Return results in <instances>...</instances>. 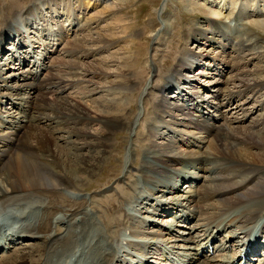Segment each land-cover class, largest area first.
Wrapping results in <instances>:
<instances>
[{"label": "bare ground", "instance_id": "6f19581e", "mask_svg": "<svg viewBox=\"0 0 264 264\" xmlns=\"http://www.w3.org/2000/svg\"><path fill=\"white\" fill-rule=\"evenodd\" d=\"M45 1H36L38 2L36 5H33V2L31 9L29 7L26 12L39 7V3H45ZM60 1H64L63 6L66 7L67 11L71 12L74 10L72 8L74 5L71 7L72 0ZM77 1H79L80 5L83 0ZM13 13L12 20L15 25L13 26L12 21H9L8 25L4 26L5 28L0 33V41L3 42V40L14 36V43H17L20 47L7 48L9 55L5 57V60H7L6 63L8 64L5 63L3 65L11 63L15 65L16 62L14 61H18L20 67L27 65L28 69L20 74L12 73L8 74V77H4L3 68L0 66V81L3 82V84H0V88L11 90V93H13H4L1 90L0 104H4L7 99L12 100L14 108L17 106L16 109L19 112L16 115L9 113L7 116L10 118L12 116L24 121L27 115L30 114L25 120V124H19L20 134H17L19 135L17 141L14 139L8 147L0 148V249L4 250L5 245L11 249L12 246L9 243L18 238L17 236L26 237L27 240H32V242L26 244L24 248L22 246L14 253L3 255L0 258V264H131L129 260L133 259L138 264H141L145 263L144 259L152 257L148 256L149 254H157L165 263L168 262L170 264H250L249 254L245 253L244 256H241L239 252L229 253L228 248L231 246V242L237 241L235 239L238 237L236 233L241 234L242 237L251 234L256 226L259 214L264 213V165L259 164L264 163V136L258 135V137H254L250 132L239 131L240 128H233L232 132H230L219 126L220 130H217V125L211 123L213 118L210 113L201 111L202 108L200 109L199 102H194L191 99L195 94L194 92L185 94L188 98L185 101L183 99V103L176 102L171 105L170 102L166 101L165 92L167 93L171 88H176L179 94L184 93V90L180 87L181 82L179 80L176 81L179 78L178 71L180 69H174L172 71L173 74L167 77L165 83L162 84L163 86L161 85L157 88L161 94L158 102L153 106L156 107V110L161 111L166 108L182 111L184 116L189 117L187 121H190L194 127L204 128L209 133L214 134L213 140L216 149L213 148L214 145L211 149L218 152L221 157L210 158L206 156L185 161L184 159L175 158L172 161L181 163L183 166L171 167V170L174 169L175 172L167 173L166 168L158 164L165 160L164 156L167 155H164L159 149L155 153L147 151L146 157L137 168L138 173L132 174L134 179H126L130 183L124 182V186L118 184L121 186V190H115V194L113 192L109 193L114 194V196L105 198L104 209L101 210L97 207L98 201L92 200L91 194L84 193L81 188L87 185L88 181H90L89 178L94 175L95 167L91 163L92 160L100 162V159L103 160L105 157L107 148L110 146L109 134L114 133L119 127L131 128L130 130H132L136 118L133 119L131 117L132 114L127 117L126 112L130 109L127 108V104L125 105L115 100L107 104L105 101V105L109 109L107 110L108 117L106 120H102L106 122L104 132L92 140L86 139L82 142L71 140L73 136L82 139L87 136V133L79 131L76 125L69 129L65 127L66 125L64 126L66 129L61 127L64 122L58 119L61 116L58 108L62 107L68 110L69 114L74 113L78 122L85 120L87 116L84 111L78 108L79 106L69 103V101L46 104L45 100L32 96V93H34L32 90H48L60 86L63 79L55 77L54 74L48 80L43 79L41 83L36 81L39 75V67L42 66L41 56L45 52V48H43L45 42L41 40V44L39 43L40 51H35L34 42L31 40L23 42L18 26L26 20L23 14L24 11L20 10L18 12V10H14ZM213 13L216 17L220 15V11H214ZM55 17L53 12L50 13V17H43L47 27L44 28L42 25L41 28L39 27L42 31H38V33L42 34V37L48 34L54 46L57 40L55 37L60 39L62 36L58 22L51 20V18ZM73 17L74 11L72 17L68 18L70 19L69 26L73 25ZM28 20L30 19L28 18ZM215 20H218V18L212 17L211 24L215 26L210 29L196 28L192 39L199 41L197 36L204 35L205 39L208 34L207 31L212 33L217 28L222 29V22ZM28 23L29 21L24 24ZM36 23L38 24V22ZM255 24L264 30V22L257 21ZM49 27L52 33L49 31ZM14 29H18L16 30L18 32L16 35H14ZM18 37L19 42H16ZM28 38L30 37L28 36ZM210 43L212 44L214 41L212 42L211 40ZM257 44L258 40L253 41L252 36H246L240 42V46L242 45L244 48H253ZM261 46L264 48V42L261 43ZM11 49L14 51L12 54H10ZM28 50L33 52L34 59L32 57L28 59ZM204 53H206L204 49L201 53L199 52L201 56ZM166 54L163 65L170 60V52ZM36 58L41 62L38 63L37 60L34 63ZM0 61H4V59ZM177 66L184 68L185 63L179 61ZM151 73L153 76L155 72L152 71ZM12 79L21 82L20 84H11ZM122 79L128 84L131 81L135 82L132 77L124 76ZM263 83L264 80L261 84ZM246 84L250 85V82ZM258 84V82H254L252 86H257ZM144 87V91L150 88L146 83ZM14 95L16 96L14 97ZM230 97L233 98L232 95ZM12 98L16 101H13ZM48 109L51 112L45 111ZM121 111H124V113H120ZM0 116L4 119L7 117L2 112ZM27 122L33 128L34 125L39 126L42 124L43 126L45 124L50 127L47 128L50 131L46 129V132L49 131L47 134L44 131L37 134L36 131L31 132L29 130L26 134H23L21 129L27 126ZM256 123L257 125H262L259 121ZM32 127L29 128L32 130ZM79 129L81 130V128ZM235 130H237L238 134L234 132ZM148 132L153 134L152 131ZM54 133L57 134V137L52 138L53 143L51 145L43 144L42 135L45 134L50 137ZM60 133L67 134L65 135V140L68 141V146L70 145L69 149L74 154L73 158H69L68 151L64 152L61 148L59 144V141H61ZM29 139H33L34 144ZM239 145H242L241 147L245 145L246 147H243L245 151L237 148L240 147ZM83 147H87V152H82ZM90 147H94L93 150H99L100 154L98 153L97 158L91 155L92 150H90ZM251 147L262 150L257 153H250L246 149ZM167 148L165 146L162 149L166 152L165 149ZM130 158L131 154H128L124 172L122 177L120 176L117 179V182L123 181L130 172L129 168L132 167L131 164L133 163L130 164ZM245 159H250L249 161L253 162L254 166H247L246 164L244 166L242 161L245 162ZM238 161H240L238 168L231 165L232 162L238 164ZM255 162L260 166L254 164ZM2 167L5 168L1 170ZM248 171H251L249 175ZM201 172H209V175L205 177ZM244 172H248V176L243 175ZM203 178H208L207 180L210 181L217 180L223 183L224 186L215 188L214 184H209L207 187L200 188L198 184ZM180 181L186 182L185 189L178 187V182ZM251 184L252 186L250 187ZM113 187L111 188L114 189ZM160 192L162 194H158ZM209 192H216L215 195L222 199L223 204L214 206L209 203L208 205L198 206L197 209L199 210L197 212L201 215L199 220L204 221H199L190 226L187 232L175 229L177 222H186L187 219L193 216V209L187 205L197 201L198 198L200 201L203 198H208L205 194ZM220 199L219 201H221ZM177 208H179L178 211L180 213H173L172 210ZM234 211L237 212L234 214ZM165 213H171L168 217L169 220L161 219L160 221L157 216H162ZM172 214H176L173 216L176 223L172 219ZM226 219L227 221H225ZM150 225H155L158 229L150 231ZM228 227L233 229L226 236L229 237L228 241L218 246L214 245L210 254L209 236L215 229H217V232L224 229L226 231V229H229ZM257 228L260 231H264V225L261 227L257 226ZM193 229L194 232L197 230L203 231L202 235L206 234L205 237L196 241L190 235V231ZM173 232H177L174 236L177 238V242L181 241L180 239L182 241L194 239L191 241L194 245H188V252H184L181 256L174 249L179 246L177 245L178 243L164 239L166 235H170ZM235 243H237L236 247H238L242 240ZM204 249L209 254L205 253ZM159 257H154L153 259L157 260ZM258 264H264V258L259 259Z\"/></svg>", "mask_w": 264, "mask_h": 264}, {"label": "rangeland", "instance_id": "374dc122", "mask_svg": "<svg viewBox=\"0 0 264 264\" xmlns=\"http://www.w3.org/2000/svg\"><path fill=\"white\" fill-rule=\"evenodd\" d=\"M36 1L39 0H0V30L10 17L12 21L14 10H18V12L22 10L24 11V18H26L18 26L19 32H21L23 25H26L23 36H21L22 41L31 40L34 42L35 51H40L38 46H40L41 40L45 42L43 44L45 52L42 56L46 54L41 65L45 61L46 63L45 67H41V80L39 79L38 82L41 83L43 79L48 80L54 74L55 77L63 79L60 86H57L58 88L38 89V91L34 89L32 96L45 100L46 104L69 101V103L79 106L78 108L84 111L87 116L85 120H81L79 123L74 113L69 114L68 110L62 107L58 108L59 114H61L58 119L65 123L61 125L63 128L69 129L76 125L79 131L87 133V136L82 139L75 136L71 137V140H79L80 142L86 139L92 140L104 132L106 122L102 120H106L108 117L107 110L109 109L106 107L105 101L107 104L112 100L127 104V108H130L126 112L127 117L132 114L131 117L136 118L132 130H130L131 128L119 127L114 133L109 134L110 146L107 148L105 157L103 160L100 159V162L94 160L91 162L95 167L94 175L89 178L88 184L81 189L84 193L91 194L92 200L98 201L97 207L99 209H104L105 198L114 196L116 191H120V185L124 186V182H127L126 179H134L132 174L138 173L137 168L146 157L147 151L155 153L159 149L164 155H167L164 156L165 160L158 163L166 168L167 173L175 172L174 169L171 170V167L183 166L181 163L172 161L175 158L185 161L206 156L210 158L221 157L218 152L211 149L214 145V134L209 133L204 128L194 127L190 121H187L189 117L184 116L182 111L173 108H166L161 111L154 107L161 94L157 88L165 83L167 77L173 74L174 69L181 70L178 71L179 78L176 81H181L184 76L189 77L191 81H182L181 85L183 84L182 87H184L185 92L182 93L180 100L177 99L172 90L165 93L166 101L170 102L171 105L176 102L183 103V99L185 101L188 98L185 94L194 92L195 97L192 96L191 99L203 101L200 103V105L205 106L202 109L216 117L211 123L217 125V130L219 126L230 132L233 128H240L239 131L250 132L254 137L264 136V83L261 84L264 80V48L261 46V43L264 42V30L255 24L257 21L264 22V0H83L80 5L79 1L72 0L71 7L74 5L72 8H74L76 18L74 19L75 25L73 20L71 21L73 23L71 27L68 25L70 23L68 18L72 17L73 11H67L66 7L63 6L64 1L46 0L42 5L39 3V7L26 12L29 7L31 9L33 2ZM59 5L62 6L63 10L59 8ZM37 8H40L37 13L41 14L37 17L38 21L36 20L38 24L34 22V19L31 24H24L28 18L36 19L35 10ZM214 11H220V15L216 17ZM51 12L56 16L51 20L58 22L62 31V38H60L58 45L55 44L56 49L54 50L51 39L47 37L48 34L42 37V34L38 33V31H42L40 29L42 25L44 28L47 27L43 17H50ZM61 13L64 15L60 16ZM212 17L218 18L215 21L222 22V29L217 28L212 33L207 31L206 36H209L208 38L205 36L204 39V35H200L197 36L199 41L192 39L196 28L206 30V28L210 29L215 26L211 24ZM49 31L52 33L50 27ZM246 36H252L253 41L258 40L257 46L255 45L253 48L240 46V42ZM211 40L214 43L211 44ZM259 42L261 43L259 44ZM203 49L206 50V53L201 56L199 52L201 53ZM51 50L53 51L49 54ZM167 52H170V60L163 65ZM12 53L14 51L11 49L10 54ZM8 55L7 53L6 57ZM6 61H0L4 77H8L12 73L20 74L28 69L27 65L20 67L18 61H14L16 62L15 65L8 61L11 64L4 66L13 70H5L6 68L2 64H5ZM179 61L185 63L184 68L177 66ZM152 71L155 72L153 76ZM124 76L132 77L135 82L125 83L122 79ZM20 82L15 79L11 80V84H20ZM247 82H250V85H247ZM254 82H258L260 85L252 86ZM145 83L150 86L147 91H144ZM0 84L3 82L0 81ZM1 90L4 93L13 94L11 90L2 88ZM40 92L42 93L40 94ZM12 99L16 101L14 98ZM8 102H10V108L0 110V113H4L5 116L9 113L16 115L19 112L16 109L17 106L14 108L12 100L7 99L4 104ZM11 107L12 110H10ZM45 111L51 112L50 109ZM191 111L194 113L193 110ZM120 113H124V111ZM6 118L13 119L14 117L7 116ZM257 121L262 125H257ZM34 123L36 122L34 121ZM29 127L32 125L27 124L26 131L23 130L22 133L26 134L30 130L31 132L36 131L37 134L42 131L47 134L50 131L47 129L50 127L45 124L43 126L42 124L34 125L32 130ZM46 129L49 131L46 132ZM148 131H152L153 134H149ZM234 132L237 133V130ZM3 134L8 135V138L14 136L9 133L8 129L1 131L0 128V137ZM59 135L61 148L64 152L68 151L69 158H73L74 154L69 149L68 141L65 140L67 134L60 133ZM42 136L43 144L51 145L53 143L52 138H56L57 134L54 133L50 137L45 134ZM29 140L34 142L33 139ZM165 146L168 147L165 149L166 152L162 149ZM239 146L236 147L242 150L245 145ZM213 148L216 149L215 145ZM93 149L94 147H90L92 150L90 153L97 158L100 152L98 149ZM246 150L250 153H257L262 149L251 147ZM82 152H87V147H83ZM128 154H131L130 164L133 162L132 167L129 168L130 172L124 178L125 181L120 180L121 182L118 181V183L117 179L122 177L124 166L127 164ZM249 160L242 161L243 165L254 166L253 162ZM232 163L233 167L238 168L240 161L237 162L238 164ZM254 164L258 165L256 162ZM259 164L264 165V163ZM248 172L249 175L251 171ZM201 173L205 177L209 175V172ZM247 173L244 172L243 175H247ZM207 179L203 178L199 181L198 187L204 188L209 184H214L215 188L224 186L217 180L210 181ZM185 184L186 182L180 181L178 187L185 189ZM112 192L115 193L109 194ZM215 193L205 194L208 197L206 198L207 201L205 198L202 201L198 198L197 201H193L187 206L191 207L193 211L194 209L198 211V206L209 203L220 206L223 201ZM158 194H162V192ZM178 209H174L172 212L180 213ZM170 214L165 213L164 216L157 217L160 221L161 219L167 221ZM174 215L176 214H172L173 220ZM182 223L188 224V222H181L180 224L182 225ZM194 224L196 223H193L192 226ZM178 226V230L185 231L184 225L180 229ZM228 228L229 231H225L227 234L233 230L231 227ZM149 229L152 231L158 227L150 225ZM198 232L197 230L194 239L200 237ZM164 239H168L169 242H177V238L170 235H166ZM194 239H190V241ZM180 240L177 245L181 246L179 251H183V248L188 244L186 241ZM18 248L19 246L12 249L13 251L10 253L18 251Z\"/></svg>", "mask_w": 264, "mask_h": 264}]
</instances>
